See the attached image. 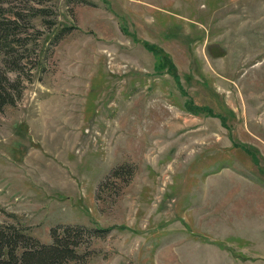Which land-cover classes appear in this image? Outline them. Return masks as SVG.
Masks as SVG:
<instances>
[{
	"label": "rangeland",
	"instance_id": "obj_1",
	"mask_svg": "<svg viewBox=\"0 0 264 264\" xmlns=\"http://www.w3.org/2000/svg\"><path fill=\"white\" fill-rule=\"evenodd\" d=\"M2 7L0 225L110 227L70 264H264V0Z\"/></svg>",
	"mask_w": 264,
	"mask_h": 264
},
{
	"label": "trees",
	"instance_id": "obj_2",
	"mask_svg": "<svg viewBox=\"0 0 264 264\" xmlns=\"http://www.w3.org/2000/svg\"><path fill=\"white\" fill-rule=\"evenodd\" d=\"M8 1L11 0H0V111L6 105L14 104V93L9 91V87L16 86V82L9 79L6 69H15L14 65H8L13 59H7V55L15 52L12 38H16L19 27L17 17L9 18L4 14L5 8L2 4ZM32 1L40 3L45 0ZM19 40L20 37L16 38V44ZM131 172L132 168L129 166L116 167L110 171L108 179L124 174H127L128 179ZM105 182L99 185L98 197ZM108 230L110 227L96 226L90 229L82 225L59 224L50 229L51 242L42 243L15 225H0V264H70L75 260L79 262L76 249L84 241L83 235L104 236Z\"/></svg>",
	"mask_w": 264,
	"mask_h": 264
}]
</instances>
